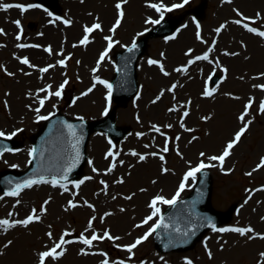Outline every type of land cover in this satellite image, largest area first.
Masks as SVG:
<instances>
[{
    "label": "rangeland",
    "instance_id": "obj_1",
    "mask_svg": "<svg viewBox=\"0 0 264 264\" xmlns=\"http://www.w3.org/2000/svg\"><path fill=\"white\" fill-rule=\"evenodd\" d=\"M118 2L119 0H60L58 9L52 11L40 6L36 0H0V5H38L26 12L15 7L8 10L0 8V28L4 30V33L0 34V131L9 135L16 132L12 137L21 143L18 149L4 152L0 157V173L7 169L24 170L31 164L30 151L34 148L32 136L44 122L39 120L38 116H50L60 109L72 118L93 120L104 117L106 108L109 111L116 106L113 99L109 105L106 99L108 89L95 83L96 77L110 83L115 72V52L132 44L141 36L140 33H145V29L153 26L146 21L149 18L159 19L160 16L148 4L160 3L161 0H128L124 5V19L116 31L112 32L111 29L118 18V10L115 7ZM140 2L147 9L140 11ZM181 3L183 0H163V4L169 7ZM104 9L107 13H104ZM197 10H201L200 17L196 15ZM49 12L52 13L51 16ZM238 13L255 18L254 24L245 22L264 30V0H189L183 7L165 12L164 15L171 14L180 18L181 27L175 34L168 36L174 37L173 39L160 37L151 40L146 54L139 60V93L116 107L117 123L127 126L128 134L122 140L114 142L106 133L94 132L87 143V159L81 177L76 181L61 182L67 186L68 191L59 185L43 183L35 184L44 186L37 188L30 195L23 194L21 197L7 196L0 192V216L20 219L19 216L23 214H31L32 209H36L41 216L38 222H33L27 227L20 225L12 230L3 238L4 242L12 241L15 237L22 238L25 250H33L38 254L51 248L68 232L71 235L65 236L66 240L77 242L85 251L96 252L101 259H108L110 262L123 260L126 264H185L187 257L195 264H257L259 253L264 252V239H247L232 232L217 233L209 230L192 248L182 251L160 252L154 242V234L133 249L131 254L123 247L142 237L159 219L156 217L148 224H142L153 211L147 208L148 198L162 195L171 199L185 173L190 167H196L201 160L206 164L216 165L208 168L213 176V206L222 211H231V219L220 227H252L255 232L249 235L264 234V219H261L264 217V167L258 168L264 158V112L259 110V103L264 101V90L254 87L264 85V77L260 75L264 73V62L250 59L253 52L245 46L251 42L250 37L238 34L239 39L234 41L228 34L227 26L230 23L240 30L247 31L242 24L235 23L236 20L242 19ZM56 17L60 19L56 20ZM17 19L21 21L23 28L20 40L16 39L19 28L13 23ZM65 19L72 23L64 24ZM95 23L101 24V30L88 34L89 42L86 45L80 44L85 36V26L90 27ZM222 25H225L222 35L228 34V41L227 38L222 41L220 36V43L216 44L215 38L219 34L216 29ZM186 30L192 34V39L197 41L196 45H190L184 40L182 42ZM108 36L112 37L113 46L105 59L99 62L101 54L108 49V41L105 39ZM260 38L262 40H258L259 46H264V37ZM20 43L40 47L19 48L17 45ZM49 46L52 48L51 54L46 51ZM209 48H212L211 52L208 51ZM205 53L209 55L208 60H199L188 65L190 59ZM24 57L37 67L32 68L21 63ZM237 57L246 62H236V66H233L230 58L234 60ZM61 59L66 60V66L57 63ZM149 60L163 63L164 71L170 75L165 76L159 64L150 65ZM49 64L56 67L49 69L47 73L39 71ZM184 66H187V72L174 71ZM224 69H227V72ZM8 72L14 75L9 76ZM213 74L223 77L217 86L210 83L209 77ZM198 79L202 87L197 91L198 96L213 88L216 91L212 95L213 105L196 112L193 100L178 89L183 88L187 82ZM65 80L68 83L62 96H53L46 100L37 113L35 109L40 107L39 99L47 94L38 90L51 85V91H56ZM94 83L93 90L87 95H82L92 88ZM173 84L177 85L175 91H168ZM224 96L231 101H238L240 112H244L250 98L253 99V107L245 118L252 121L248 131L221 167L218 161H210L208 157L220 155L226 144L243 126L240 120L237 121L231 125L230 128L233 129L224 136L225 139L218 140L220 133L217 134L216 128H220L221 124L229 121L231 117L230 102L218 105ZM186 109L189 116L182 117ZM182 120L184 127H181ZM169 124L172 125L171 128L166 127ZM153 126L160 127L161 132H155ZM166 140L170 151L163 153L161 150ZM123 148L129 151L128 157L136 163L127 162L129 159L125 157ZM97 150L99 158L96 156ZM110 150L119 153L117 161H123V164L119 163L111 173H107L106 170L113 160L112 157L106 158ZM133 151L140 154L159 152L164 155L165 160L161 161L158 157L149 155L147 160L140 161L138 157L131 155ZM201 152L206 155L201 157ZM128 164L134 172V180L130 179L131 170L128 169ZM162 167L170 171L162 173ZM94 168L99 171H93ZM249 173L251 175H248ZM198 174L195 179H189V186L180 194V198L191 192ZM87 177L92 179H86ZM121 178L123 183H116ZM80 180H84V183L79 189L71 188ZM101 180L107 183L106 190L100 183ZM118 186L120 190H115L114 187L118 189ZM128 196H132V199L125 198ZM107 197L116 201L118 208L125 207L128 210L123 229L112 223V213L104 215L110 213L115 206L111 203L106 206L101 203L102 198ZM18 201L23 203L18 204ZM69 201L76 203L77 207H68ZM141 202H144L146 208L135 214L134 208ZM87 203L98 206V211L92 210L87 215L84 214L82 208H86ZM157 206L161 209V215L168 205ZM92 217L96 219L89 228ZM105 230L120 239L96 241L91 247L78 242L81 233L90 237L93 232L102 234ZM48 232L52 233L51 238L47 235ZM4 242H0V247H3ZM70 244L64 246L65 254L62 257L58 260L50 258L47 264H75L69 257ZM208 250L212 252L211 258L208 256ZM160 257L164 259L161 260ZM80 264L85 263L81 261Z\"/></svg>",
    "mask_w": 264,
    "mask_h": 264
},
{
    "label": "snow or ice",
    "instance_id": "obj_2",
    "mask_svg": "<svg viewBox=\"0 0 264 264\" xmlns=\"http://www.w3.org/2000/svg\"><path fill=\"white\" fill-rule=\"evenodd\" d=\"M189 2V0H183V3L181 4H173L170 7L166 6L163 4V0H161L160 3H149L148 6L153 8L157 13H159L160 18L159 19H151L149 18L146 23H151L153 25H158L161 23V21L164 19V14L165 12H170L172 11L174 8H181L183 7L185 4H187ZM230 2V0H229ZM128 3V0H119V2L115 5L116 9L118 10V18L114 24V26L112 27L111 31L115 32L116 29L120 26L122 20L124 19L125 16V12H124V5ZM18 8L20 9L22 12H26L31 8H35L38 7V5L35 4H28V5H24V4H12V3H4L2 5H0V8H2L3 10H8L10 8ZM50 16L52 15V13H48ZM239 15L242 16V19L240 20H236L235 23L236 24H242V26L249 32L254 33L260 37H264V30H260L258 27H252L250 26L249 23H246L245 21H250L251 23H255V18L252 17H246L243 16L242 13H238ZM259 16V14H257ZM60 17H56V20H59ZM52 23H54L55 21H50ZM64 24L68 25L71 24L72 22L68 19H65ZM13 23L15 25H17V27L19 28V34L16 36L17 40H20L22 38V34H23V28L21 27V21L19 19L13 21ZM223 25L221 26V28L216 29L217 32H220L223 29ZM96 30H101V24L99 23H95L93 25L89 26H85L84 31H85V36L83 37V39L80 41V44H87L89 42L88 39V34L96 31ZM145 31H148L147 29H145ZM4 30L2 28H0V34H3ZM139 35H144V33H140ZM198 38H199V33L197 34ZM174 37H168V39H173ZM105 39L108 41V49L101 54L100 56V61L102 62L105 57L108 54V51L111 50L112 46H113V41H112V37L108 36L105 37ZM75 46V45H74ZM17 47L19 48H27V47H40L39 45H28V44H24V43H20L17 45ZM137 47L135 41L132 44V47L129 48V51H133V49H135ZM46 51L48 53H52V48L51 46H49ZM209 52L212 51V48H209L208 50ZM191 53V50H189V54ZM61 55H63V53H60ZM163 55V54H162ZM232 55H235V53H232ZM209 59V55L208 53H205L202 56H196L194 59H190L188 61V65L194 64L196 61L199 60H208ZM98 62V63H99ZM21 63L25 64V65H29L32 68H36V65H32L29 61V59L27 57H24L21 60ZM59 65L61 66H66V60L65 59H61L57 62ZM148 63L151 64H159L161 71L163 72V74L165 76L170 75V73H168L167 71H164V65L163 63H161L160 61L157 60H149ZM56 67V65L54 64H49L48 66L44 67V68H40L39 71L42 73H47L49 71V69ZM120 69H117V71H119ZM188 68L187 66L184 67H178L176 69H174V71L176 72H187ZM6 71V70H5ZM93 71L95 72L96 69H93ZM225 72H227V69H224ZM9 76L14 75L11 72L7 73ZM262 77H264V73L260 74ZM212 77H209V80H211ZM68 83L67 80H65L56 91H51V85H48L47 88H42L39 89V92H46L47 94L43 97L39 99V108H36L35 111L37 113L40 112V109L44 106L45 101L48 99H51V97L55 96V97H61L64 91V87L65 85ZM95 83L98 84H102L104 85L107 89H108V93H107V101L109 103V105L111 104V99H112V85L105 80L100 79L99 77H96ZM95 83L93 84L92 88H89L87 90V92L82 93V95H87L89 92H91L93 90V88L95 87ZM177 85L173 84L172 87L170 89H168V91L174 92L176 89ZM254 87L260 88L261 90H264V85H254ZM216 91L215 88H213L212 90H206L203 95L204 96H212L213 93ZM29 95H32L31 93H29ZM161 95H163V92L161 93ZM157 99H159V97H157ZM189 104L191 103L190 101L188 102ZM30 107V106H29ZM253 107V99L250 98L248 103L245 105V110L244 112H242L240 114V116L238 117V119L242 122L243 126L239 129V131H237L235 133V136L232 140H230L224 150L222 151V153L218 156H211L208 157V159L210 161H218L219 165L221 167H223L225 160L232 154L233 149L236 147V145L241 141V138L245 135V133L248 131V128L250 126V124L252 123L251 120H246L245 118L249 115V111L251 110V108ZM176 109H169V111H175ZM259 110L261 112H264V101L259 103ZM108 109H105L104 114L107 115ZM189 116V111L186 109L183 111L182 113V117H188ZM50 117L49 116H38L39 120H48ZM82 119V118H81ZM204 119H208V117H204ZM70 129L73 127L72 125L68 126ZM166 127L171 128L172 125H166ZM181 127H184L183 124V120L181 121ZM153 130L155 132L160 133L161 129L158 126H153ZM187 131H194L193 129H186ZM19 131V130H17ZM16 132L9 134H6L4 131H0V137H7L8 139H10L12 136H15ZM75 131H73V136H75ZM141 135V134H138ZM161 135H163V133H161ZM79 139L77 138L76 143L73 145L74 148H77L78 144H79ZM176 139L178 140L179 137H176ZM193 139H195V137H193ZM109 143H111V141H109ZM115 147V145H113V148ZM145 147H149V145H145ZM14 151L11 148L8 147H3L0 148V157L3 156L4 152H11ZM36 149L33 148L30 151V154L32 155L33 158H35L36 155ZM163 153H167L170 151L169 147H168V140L165 141V146L163 147V149L161 150ZM119 155L118 152H114V151H109L106 154V158L108 157H112V163L110 165V167L106 170L107 173H111L117 166L116 163V157ZM131 155L138 157V159L140 161H145L148 159V156H153V157H158L161 161L165 160L164 155H162L159 152H151L149 154H140L137 153L135 151L131 152ZM206 154L201 152L200 156L204 157ZM79 160V151L77 148V152H76V156L74 158V160L67 165V167L63 168L60 175H59V179L56 178L55 176L49 181L46 180L43 176H40V178L38 179H30V180H26L23 183H17L14 187L13 190L8 191L5 193V195L7 196H13V197H18L21 193V191L23 189L26 188H31L33 185L35 184H43V183H51L53 186H57L59 185L60 187L64 188L65 191H68V188L66 185L61 183V180H67V174L69 172L72 171V169L76 166V163ZM29 163H31V161H29ZM119 163L123 164V161H119ZM216 165L211 164V163H204L203 160H201L199 162V164L196 167H190L189 170L185 173L184 177H183V181L180 183L179 188L177 190V192L175 193V195L171 198H165L162 195H157L155 196L150 204V207L153 209L151 215L147 216L143 221L142 224H148L149 221H153L154 218L159 217V219L156 220V222L150 227V229L148 230V232H146L142 237L137 238L133 243L128 244V245H124L123 247L131 254L133 253V249L137 248L138 245H140L141 243H143L144 241H146L150 236H152L154 233H157L158 229H169L172 228L171 224L165 223L164 217L162 215H160L161 213V209L157 206L158 204H166V205H171V206H175L180 202V194L185 191V189L189 186L188 181L189 179H195L198 173H202L204 171V169L209 168V167H215ZM15 167V166H14ZM259 167H264V158H262L260 165H258ZM93 171H99L97 169H93ZM162 173H168L170 170L166 167H162L161 168ZM248 175H251V173H249ZM86 179H92V177H87ZM84 183V180H80L78 182H75V187L77 189H79L80 185ZM102 185H104V190L107 189L108 185L105 181L101 180L100 182ZM116 183H123V179L121 178L120 180L116 181ZM143 191V189L141 190ZM134 195V194H133ZM202 195V193H201ZM2 198V197H0ZM126 199H132V196H128L125 197ZM113 199H115V197H113ZM19 202V201H18ZM199 201H194L193 202V206L195 205V203H198ZM68 207L71 208H75L77 207V204L69 201ZM89 207H93L92 205H89ZM121 211H123V209H121ZM11 215V214H10ZM105 216L111 215V213H105ZM41 216L37 213L36 209H32L31 210V214L28 215L25 219H17V220H9V219H0V229H2L3 231H8V229L14 228L17 225H22L27 227L28 225L32 224L33 222H38L40 221ZM95 217H92V219L89 221V225L88 227L91 228L92 227V222L95 220ZM204 222L201 223L199 225V227H210L212 229L213 232H217V233H238L241 236L246 237L247 239H264V234L261 233H256L255 236L249 235L250 233H254L255 229H253L252 227H217V225L212 221V219L210 217H202L201 218ZM261 219H264V217H262ZM142 225H137V227H140ZM173 231H175L176 233H181V229L180 228H174ZM189 232H191L193 235L195 234L194 229H189L184 231L182 234L183 237H188L189 236ZM47 235L49 236V238L52 237V233L48 232ZM71 235L68 232H65L57 242H55L53 244V246L51 248H49L46 251H42L38 254V261L39 264H47V262L49 261V259L51 258L52 260H58L60 257H62L65 254V248L64 246L66 244H70L73 243L74 241L71 240H66L64 237ZM118 240L120 239L119 237H114L111 235L110 231L105 230L102 234L100 233H96L93 232V234L89 237V236H85L83 233L80 234V236L78 237V242L91 247L93 245L94 242L96 241H102V240ZM184 243L187 242V240L185 239L184 241H182ZM13 242L11 240L7 241V244L4 245V247H8L12 244ZM176 241L172 238L169 237L168 238V243L165 245V247H169V246H175ZM119 247V245H118ZM205 247L207 248V244L205 243ZM221 248H223V245H221ZM82 254H89L87 251H85L84 249L81 250ZM103 255L107 256L106 253H103ZM208 256L211 258L212 257V252L211 250H208ZM161 260H163V257H160ZM102 264H126L125 261L121 260L118 262H110L108 259H104L102 261ZM142 264H144V262H142ZM185 264H195V262L191 259V258H185ZM257 264H264V252H260L258 255V260H257Z\"/></svg>",
    "mask_w": 264,
    "mask_h": 264
},
{
    "label": "water",
    "instance_id": "obj_3",
    "mask_svg": "<svg viewBox=\"0 0 264 264\" xmlns=\"http://www.w3.org/2000/svg\"><path fill=\"white\" fill-rule=\"evenodd\" d=\"M39 1L50 8L57 7V0ZM178 23L179 21L169 17L140 38L136 43L137 47L133 51L130 52L128 48L117 53V69L120 70L116 71L111 85L114 98L118 103L129 100L137 92V60L140 55L145 53L148 40L152 37L170 34L177 28ZM218 80L219 77L215 76L213 83ZM69 125L73 127L70 129ZM96 130L106 131L114 139L122 138L127 132L125 127L115 125V111L110 112L106 118L94 121L71 119L58 111L46 121L42 129L33 137L37 151L31 166L25 171L7 170L3 172L0 175V189L11 191L17 183L38 179L40 176H55L59 179L62 169L74 160L78 148L79 160L72 171L67 174V179L72 178L73 172L79 173L86 159L89 136ZM73 131H75V136H73ZM77 138H80L79 144L77 148H74L73 145L76 143ZM17 145H19L17 140L0 138V148L16 147ZM211 192V173L205 169L191 194L181 199L177 205L169 207L166 211L164 215L165 223L171 224L172 228L157 230L155 240L161 251L191 247L210 228L199 227L204 222L201 219L202 217H210L217 226L230 219L229 213L225 214L213 208L211 205ZM194 201L199 202L193 206ZM177 227L181 229V233L194 229L195 234L189 232L187 238L183 237L181 233L173 231ZM169 237L176 241L175 246L165 247ZM185 239L187 242H182Z\"/></svg>",
    "mask_w": 264,
    "mask_h": 264
},
{
    "label": "bare ground",
    "instance_id": "obj_4",
    "mask_svg": "<svg viewBox=\"0 0 264 264\" xmlns=\"http://www.w3.org/2000/svg\"><path fill=\"white\" fill-rule=\"evenodd\" d=\"M139 1L142 2V0H139ZM140 3H139V7L141 9L140 11L145 10L146 7L144 5H142V3L141 4ZM225 9H227V8H225ZM103 11H104V13H107L106 9H104ZM224 28H225V25H224L223 29L220 32H218L219 34L217 35V38H215L216 44L220 43L219 42L220 36H222L221 37L222 41H224L226 38H227V41H228V36L229 35H230V37H232V39L234 41H237L239 39L237 37V36H239L238 34L248 36V37H250V39L248 37H246V39H249L251 42L254 43L253 44L251 42H248V45L245 44V46L249 47V50L253 52V54H252L250 59L258 60L259 62H264V50H263L264 46H259L260 43L258 41V40H262V38H260V37H258L256 35H253V33H249L247 31L240 30L239 27H236L235 25H233L231 23L227 26L229 35L227 34L228 36L227 35L225 36L224 34L222 35V32H223ZM185 32L186 33H184V36L182 38V42L184 40V42L190 43V45H194V44L196 45L197 41L192 39V37H191L192 34H190L189 31H187V30ZM241 33H243V34H241ZM225 34H226V32H225ZM195 37H194V39H195ZM263 42H264V40H263ZM180 56H182V54H180ZM230 59H231V62H232L233 66H236V64H237L236 62H241V63L246 62L245 60H241L239 57H237L234 60H233V58H230ZM252 63H253V60H252ZM85 68H86V66H85ZM200 87H201V85L199 84V79H198L197 81H194V82H189V83L187 82L186 85L183 88H179L178 89V91L180 93H186L188 95V98L193 100V107H194V110L196 112L208 109L210 106L213 105L212 101L214 99L213 96H204L203 94H200L198 96L197 95V91H198V89ZM229 102L232 105L229 108V109H231L230 112H229V113H231V117H230L229 121H224V123L221 124L220 128H216L217 134L220 133L219 137H218V140H222V139L224 140L225 139L224 136H226L233 129V128H230L231 125L234 124V123H237V121H239L238 117L242 113V112L239 111V102L238 101H231V99H228L225 96L222 97L219 100V104L218 105H223V104L229 103ZM123 150H124V153H125V157L127 158L128 155H130V153H129V151L127 149L125 150L123 148ZM96 153H97L96 156L99 158V156H100L99 155V151L97 150ZM115 159H116L117 165H119V161H117V157ZM127 159H129V160H127L128 163H130V162L133 163L134 162L131 157H128ZM134 163H136V161ZM136 165H138V164H136ZM127 167H128V169H130L129 168V164L127 165ZM133 173H134L133 170H131L130 171V175H129L131 180H134L132 178ZM44 184L46 185V183H44ZM41 186H44V185H40V186L35 185V186L31 187V188L24 189L20 193V195L18 197H21V195H23V194H26V195L29 194L30 195L37 188H39ZM71 188L77 189L75 187V184L72 185ZM114 189L115 190H120V186H118V189H116L115 187H114ZM137 197H136V199H137ZM152 199H153V196H151L150 199L148 198V200H147V205H148L147 208L149 210L150 209L152 210V208H150V204H151ZM139 201H141V200H139ZM17 203L18 204H22L23 201H20V202H17ZM101 203L103 205H105V206L107 204L109 205L110 203L115 205V206H113V210L110 211V213L113 214L111 221H112V223L115 226L120 227L121 229H123V225L125 223V219L127 218L126 216L129 214V213H127L128 210L125 207L118 208L117 207V202L110 200L109 197H107L105 199L102 198ZM89 205H91V204L87 203L86 208H82V211H83L84 214L87 215L88 213L92 212V210L98 211V206H96L94 204L93 207H89ZM145 208H146V206H144V202L143 203L141 202L137 207L134 208V213L137 214V213L141 212V210H145ZM121 209H123V211H121ZM23 215L19 216L20 219H25L28 215H30V213L28 212L25 216H23ZM101 217H103V216L101 215ZM0 219H7V218H5L3 216H0ZM9 220H17V219H15V218L11 219L10 218ZM19 227H20V225H17L14 228L8 229V231H6V232L3 231L2 229H0V242H2V241L4 242L3 238L7 234H9L12 230H15L16 228H19ZM12 242L13 243L10 246L4 247V245L7 244V241H6V242H4L3 247H0V264H39V261H38V254L39 253L37 254L33 250H31V251L25 250V248L23 246V243H22L23 242L22 238L19 239V238L15 237V239H13ZM79 246L80 245H78L77 242H75V243L73 242V243L70 244L68 249L70 250L69 252H71V254L69 255L71 261H73L75 264H80L81 261L83 263H85V264H102V261L104 259L103 258L101 259V257L96 252H88L89 254H87V255L82 254V252L79 251L78 248H81V249H83V248L81 246L80 247ZM46 250H48V249H46Z\"/></svg>",
    "mask_w": 264,
    "mask_h": 264
}]
</instances>
